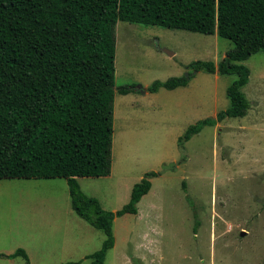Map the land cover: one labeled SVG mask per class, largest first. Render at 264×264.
Here are the masks:
<instances>
[{"label":"rangeland","instance_id":"obj_1","mask_svg":"<svg viewBox=\"0 0 264 264\" xmlns=\"http://www.w3.org/2000/svg\"><path fill=\"white\" fill-rule=\"evenodd\" d=\"M232 47L217 33L117 23L116 86H138L116 92L111 173L80 184L116 211L135 183L158 174L138 212L115 218L116 243L104 264H264L263 51L244 61L251 70L247 115L205 126L179 145L191 124L229 106L227 87L236 78L189 65L219 63ZM189 74L186 86L144 90ZM105 239L72 208L65 178L0 179V264H92L88 255ZM19 248L29 262L10 256Z\"/></svg>","mask_w":264,"mask_h":264},{"label":"trees","instance_id":"obj_2","mask_svg":"<svg viewBox=\"0 0 264 264\" xmlns=\"http://www.w3.org/2000/svg\"><path fill=\"white\" fill-rule=\"evenodd\" d=\"M119 21L233 41L219 63L189 65L236 78L227 87L229 106L191 124L179 138L182 148L205 126L247 115L251 102L243 88L251 70L244 61L264 52V0H0V179L65 178L72 208L106 233L102 247L88 255L92 264L105 263L116 243L115 218L138 212L158 174L135 183L129 202L116 211L104 209L79 182L111 173L116 92L138 86H116ZM190 76L155 80L147 90L186 86ZM18 255L29 262L24 248L10 256Z\"/></svg>","mask_w":264,"mask_h":264},{"label":"water","instance_id":"obj_3","mask_svg":"<svg viewBox=\"0 0 264 264\" xmlns=\"http://www.w3.org/2000/svg\"><path fill=\"white\" fill-rule=\"evenodd\" d=\"M173 54V53H172ZM144 90H147V88H145Z\"/></svg>","mask_w":264,"mask_h":264},{"label":"crops","instance_id":"obj_4","mask_svg":"<svg viewBox=\"0 0 264 264\" xmlns=\"http://www.w3.org/2000/svg\"><path fill=\"white\" fill-rule=\"evenodd\" d=\"M79 182H80V178H79Z\"/></svg>","mask_w":264,"mask_h":264}]
</instances>
